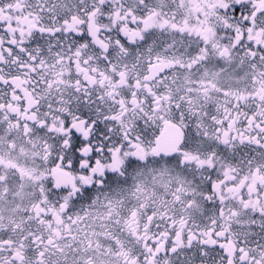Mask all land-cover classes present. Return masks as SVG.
<instances>
[{
  "label": "snow or ice",
  "instance_id": "snow-or-ice-1",
  "mask_svg": "<svg viewBox=\"0 0 264 264\" xmlns=\"http://www.w3.org/2000/svg\"><path fill=\"white\" fill-rule=\"evenodd\" d=\"M0 264H264V0H0Z\"/></svg>",
  "mask_w": 264,
  "mask_h": 264
}]
</instances>
